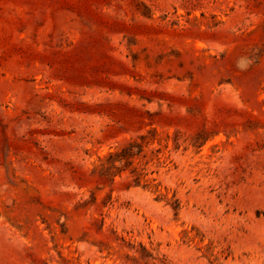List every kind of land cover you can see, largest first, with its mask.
<instances>
[{"label":"rangeland","instance_id":"374dc122","mask_svg":"<svg viewBox=\"0 0 264 264\" xmlns=\"http://www.w3.org/2000/svg\"><path fill=\"white\" fill-rule=\"evenodd\" d=\"M0 264H264V0H0Z\"/></svg>","mask_w":264,"mask_h":264},{"label":"trees","instance_id":"16d2710c","mask_svg":"<svg viewBox=\"0 0 264 264\" xmlns=\"http://www.w3.org/2000/svg\"><path fill=\"white\" fill-rule=\"evenodd\" d=\"M162 142V138L159 137V133L156 128H151L147 133H140L136 137H132L125 144L118 147L116 150L110 151L106 156V159L102 162L101 168L104 172L111 174V179L114 181L118 174H122L123 170L130 169L132 175H134V185L143 186L144 188H153L155 191L159 192L157 199L163 198V193H161V182H156L157 178H149L147 175L148 164L156 160L161 163V157L159 154L155 153L152 157H149L147 152V147L152 145L154 142ZM153 153L156 150H152ZM157 151H161L158 148ZM136 158H141L143 164L140 166L135 165ZM144 160V161H143ZM156 170H152L155 172ZM103 172V173H104ZM132 184V183H131ZM174 202H178L179 199L176 194L173 195ZM174 208H178V205H173Z\"/></svg>","mask_w":264,"mask_h":264}]
</instances>
